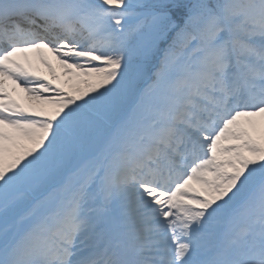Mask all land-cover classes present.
I'll list each match as a JSON object with an SVG mask.
<instances>
[{
    "label": "snow or ice",
    "instance_id": "6c2138e0",
    "mask_svg": "<svg viewBox=\"0 0 264 264\" xmlns=\"http://www.w3.org/2000/svg\"><path fill=\"white\" fill-rule=\"evenodd\" d=\"M0 264H264V0H0Z\"/></svg>",
    "mask_w": 264,
    "mask_h": 264
}]
</instances>
